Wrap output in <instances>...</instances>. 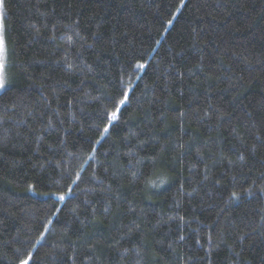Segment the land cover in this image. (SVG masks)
Wrapping results in <instances>:
<instances>
[{"label": "trees", "instance_id": "trees-1", "mask_svg": "<svg viewBox=\"0 0 264 264\" xmlns=\"http://www.w3.org/2000/svg\"><path fill=\"white\" fill-rule=\"evenodd\" d=\"M178 7L3 0L0 264H264V0Z\"/></svg>", "mask_w": 264, "mask_h": 264}, {"label": "snow or ice", "instance_id": "snow-or-ice-1", "mask_svg": "<svg viewBox=\"0 0 264 264\" xmlns=\"http://www.w3.org/2000/svg\"><path fill=\"white\" fill-rule=\"evenodd\" d=\"M186 0H180V7L176 9V14H179L181 9L185 6ZM176 19V15L172 16V19L167 20V25L171 26L173 24V21ZM168 29L165 28V32H167ZM140 69H143L146 67L145 64H140L137 66ZM3 68V65H0V69ZM7 88L6 81L2 75H0V91H4ZM129 91L130 90H124L122 95V99H118L115 101L116 110L111 112L110 119L108 121V126L103 128V133L107 134L109 131V128L113 125V122L117 121L119 118V113L122 107L126 106L129 103ZM103 139V137H101ZM77 180H79V176H77ZM75 183V181H73ZM68 194H71V188L68 189ZM235 195V194H233ZM65 196H61L60 199H65ZM47 229H45V232ZM43 239V236L41 237ZM30 262H33L34 264V258L32 252H29L26 256V258L20 260V264H30Z\"/></svg>", "mask_w": 264, "mask_h": 264}, {"label": "rangeland", "instance_id": "rangeland-1", "mask_svg": "<svg viewBox=\"0 0 264 264\" xmlns=\"http://www.w3.org/2000/svg\"><path fill=\"white\" fill-rule=\"evenodd\" d=\"M0 65L3 68L0 69V75H2L8 85V49L4 35V24H3V0H0ZM1 92V91H0Z\"/></svg>", "mask_w": 264, "mask_h": 264}]
</instances>
